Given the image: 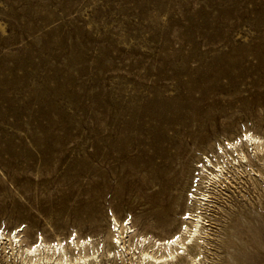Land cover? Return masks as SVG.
Masks as SVG:
<instances>
[{
    "label": "rangeland",
    "instance_id": "rangeland-1",
    "mask_svg": "<svg viewBox=\"0 0 264 264\" xmlns=\"http://www.w3.org/2000/svg\"><path fill=\"white\" fill-rule=\"evenodd\" d=\"M248 131L264 136V0H0V232L24 245L84 238L91 264H135L108 252L114 217L138 254L201 211L200 264H264L261 161L200 170L233 141L253 152ZM8 244L0 264H58Z\"/></svg>",
    "mask_w": 264,
    "mask_h": 264
},
{
    "label": "bare ground",
    "instance_id": "bare-ground-1",
    "mask_svg": "<svg viewBox=\"0 0 264 264\" xmlns=\"http://www.w3.org/2000/svg\"><path fill=\"white\" fill-rule=\"evenodd\" d=\"M245 136L248 142L253 145V152L248 151L243 147H238L237 141L236 143L233 141L232 143H230V152H227L223 149L224 154L221 155L222 160H219L218 158L217 161L214 162L209 156H207V159H202L200 170L203 174V177L207 178V183H212L213 181L217 180L219 181L221 175L225 174L224 170L228 163H233L234 161H238L239 163H251L254 158L253 156H256L255 159L261 161L259 163L261 164L260 167L264 169V136L254 135L250 132L246 133ZM235 153L239 154V157L233 156V154ZM184 155V152H178L171 155V159L173 161H177L180 158L182 159ZM181 169L182 167L177 164V170L168 180V189H166V191H161V196L157 201L160 207L157 214V220L160 222L168 220L172 213L178 211L176 194L174 193L173 189L177 188L178 183L181 180ZM240 169H242L241 166ZM199 193L200 195H198L196 192H192L193 198L199 199V201L202 199H208L209 193L206 192L205 188ZM195 204L196 203H194V205ZM198 208H202L201 203L199 204ZM201 213V211H191L189 212V215H184V217L182 218H184V221L186 222L181 226V228H179L178 231H176L168 238L143 236L140 239L141 248L139 249L138 254L132 251L131 237L135 235L133 233L135 230L132 229V227L128 225V223H120L119 220L114 217L112 222L114 235L112 236V239L109 243L111 249L108 252H110L111 256L119 255L121 257L122 255H126V253L129 251L130 261L132 260V263L135 264H200L202 259H200L199 257L201 256V253L199 252L200 250L198 248L200 246L199 240H201L202 237L200 236V234L202 232V229L204 228V217ZM0 234L2 240L8 239L9 244H11V249L13 250L12 253H14L15 251L18 255L22 256L24 261H33V263H54V261H56L58 264H91L92 262L94 263L93 259L100 256L96 254V249L89 250L87 246L88 241L84 238L81 240H75L73 238V246L70 245V242L63 243L62 240L48 242L45 240V238H42L40 240L38 239L26 246L23 244L24 238L22 236V233L21 231H18L17 228L14 230L13 235L8 236L4 232V230L1 231ZM92 248L93 247H91V249ZM134 256L135 258H133Z\"/></svg>",
    "mask_w": 264,
    "mask_h": 264
}]
</instances>
